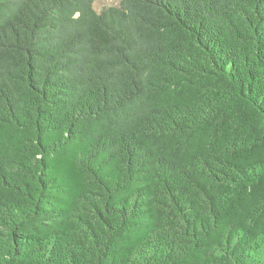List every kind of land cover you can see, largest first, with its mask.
<instances>
[{"label":"trees","instance_id":"1","mask_svg":"<svg viewBox=\"0 0 264 264\" xmlns=\"http://www.w3.org/2000/svg\"><path fill=\"white\" fill-rule=\"evenodd\" d=\"M0 0V264H264V0Z\"/></svg>","mask_w":264,"mask_h":264},{"label":"rangeland","instance_id":"2","mask_svg":"<svg viewBox=\"0 0 264 264\" xmlns=\"http://www.w3.org/2000/svg\"><path fill=\"white\" fill-rule=\"evenodd\" d=\"M119 0H95L93 3V8L95 11L99 12L100 10L109 7L118 5Z\"/></svg>","mask_w":264,"mask_h":264}]
</instances>
